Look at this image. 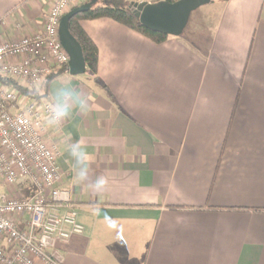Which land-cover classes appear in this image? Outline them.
<instances>
[{
  "label": "crops",
  "instance_id": "obj_1",
  "mask_svg": "<svg viewBox=\"0 0 264 264\" xmlns=\"http://www.w3.org/2000/svg\"><path fill=\"white\" fill-rule=\"evenodd\" d=\"M50 4L0 0V45L42 32ZM208 6L202 32L161 45L81 21L98 75L61 73L46 98L85 227L64 264H264V0Z\"/></svg>",
  "mask_w": 264,
  "mask_h": 264
},
{
  "label": "built area",
  "instance_id": "obj_2",
  "mask_svg": "<svg viewBox=\"0 0 264 264\" xmlns=\"http://www.w3.org/2000/svg\"><path fill=\"white\" fill-rule=\"evenodd\" d=\"M84 0H51L43 31L0 45V264H64L58 244L84 235L78 207L58 164L64 118L32 95L68 67L60 40L64 16Z\"/></svg>",
  "mask_w": 264,
  "mask_h": 264
},
{
  "label": "water",
  "instance_id": "obj_3",
  "mask_svg": "<svg viewBox=\"0 0 264 264\" xmlns=\"http://www.w3.org/2000/svg\"><path fill=\"white\" fill-rule=\"evenodd\" d=\"M211 2L212 0H180L176 3L167 1L155 4L144 3L136 5L133 11L145 29L156 34L180 37L186 30L191 15ZM96 3L97 0H93L89 4H84L72 10L61 20L60 40L70 57L68 69L70 75L74 77L85 75L87 66L81 46L69 31V24L74 17L88 12Z\"/></svg>",
  "mask_w": 264,
  "mask_h": 264
},
{
  "label": "trees",
  "instance_id": "obj_4",
  "mask_svg": "<svg viewBox=\"0 0 264 264\" xmlns=\"http://www.w3.org/2000/svg\"><path fill=\"white\" fill-rule=\"evenodd\" d=\"M93 0H84V4H89ZM162 1H167L170 3H176L180 0H153L152 3H158ZM222 2H227L228 0H220ZM83 4V5H84ZM99 19H110L113 20L130 30L136 31L146 38L150 39L154 43L161 45L168 41L171 37L153 33L145 29L139 19L136 17L133 8L128 4L126 0H97V3L88 11L74 17L69 24V31L76 39V41L81 46L84 60L87 66V72L92 76L97 77L98 75V64H99V51L96 44L88 36V34L83 30L80 23L81 21H93ZM68 73V67L63 68L59 72H56L45 84L44 90L40 95H32L25 91L23 88L13 84L10 80H1L2 83L7 85H13L16 89L20 91L22 95H27L33 97L37 100H43L47 98L48 86L56 77L61 73Z\"/></svg>",
  "mask_w": 264,
  "mask_h": 264
},
{
  "label": "rangeland",
  "instance_id": "obj_5",
  "mask_svg": "<svg viewBox=\"0 0 264 264\" xmlns=\"http://www.w3.org/2000/svg\"><path fill=\"white\" fill-rule=\"evenodd\" d=\"M214 14L212 13L211 9L209 6L207 7H202L200 10L197 12H194L193 15L190 18L189 21V31L194 30L195 32L200 31L202 32L203 29L208 25L211 24L213 19H214ZM201 23V24H200ZM198 28V29H197ZM208 31V29H207ZM185 34V32L183 33Z\"/></svg>",
  "mask_w": 264,
  "mask_h": 264
},
{
  "label": "clouds",
  "instance_id": "obj_6",
  "mask_svg": "<svg viewBox=\"0 0 264 264\" xmlns=\"http://www.w3.org/2000/svg\"><path fill=\"white\" fill-rule=\"evenodd\" d=\"M101 182H103V181H101Z\"/></svg>",
  "mask_w": 264,
  "mask_h": 264
}]
</instances>
